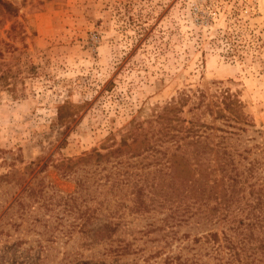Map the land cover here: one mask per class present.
<instances>
[{
    "label": "rangeland",
    "instance_id": "1",
    "mask_svg": "<svg viewBox=\"0 0 264 264\" xmlns=\"http://www.w3.org/2000/svg\"><path fill=\"white\" fill-rule=\"evenodd\" d=\"M228 96L232 121L217 117ZM188 134L227 138L247 197L264 181V0H0V264H247L251 250L240 263L225 247L230 213L151 204L167 172L154 150L193 176L173 145ZM116 175L129 185L112 189ZM86 210L102 212L87 223Z\"/></svg>",
    "mask_w": 264,
    "mask_h": 264
},
{
    "label": "trees",
    "instance_id": "2",
    "mask_svg": "<svg viewBox=\"0 0 264 264\" xmlns=\"http://www.w3.org/2000/svg\"><path fill=\"white\" fill-rule=\"evenodd\" d=\"M3 6L6 10L9 9L7 4H3ZM200 96L204 98L203 94ZM182 101H186V99H183ZM221 105L223 108L219 109L217 117L224 119L227 118L228 121H232L224 113L234 111L239 105L238 102H234L231 100L230 96H228L222 100ZM176 111L177 109L168 107L164 109L162 114L157 116L161 128L156 132V135L154 134L155 144L162 146L161 144L164 143L165 138L169 137L170 133L168 134V132H170V130L167 128V121L171 119V114H174ZM169 122H171V120ZM232 129L241 130V128L235 126H233ZM189 132L192 131H188V133ZM231 134L234 135L235 133ZM190 137L193 138L191 142L182 144L180 140L173 145L176 147V152L182 154V159L186 161L187 165L189 167H194L193 176L191 178L179 174L173 162V157L175 155L168 156V149L164 152L159 150L153 151L154 154H152V158L154 157L155 164H160V172L163 170V166L167 169V172L160 178L163 183L155 185V187L160 186L162 191H164L160 197H157L159 195H155L154 190H148L149 194L155 195L154 198L150 199L152 201L151 204L163 208L166 205H176V210H179L182 215L187 213L190 215L201 216L206 213L205 217L207 215H221L223 219L227 220L226 217L230 213L233 218L228 220V224L226 223L227 229L224 230L222 234L225 247H227L231 253V258L241 263L244 261L240 258L241 252L251 250L252 252L249 256H246L247 264H258L262 261L259 259V256L264 259V181L258 188H256V184L249 186L251 191L247 197L244 186H242V184L240 186L242 180H240L239 177H241L242 174L239 173L238 168L234 164L232 152L229 151L227 144V138H221V141L218 142L215 147H211L210 142H208V137L201 135L190 136L188 134L185 139ZM170 138L175 137L171 136ZM120 151V149H117L107 155H102L100 153L90 154L74 163L88 162L93 157H96L98 162L103 159L108 160L111 156L120 154ZM211 157H213L212 160L210 159ZM117 165H119V163ZM253 170V166L247 168L244 170V174L251 177L254 172ZM107 179H110V177H107ZM118 179L119 178H117L116 175L111 186L112 189L122 183L126 186L129 185V183H124L125 180L117 181ZM246 180L247 178H245L244 182ZM78 186L79 188L81 187L79 183ZM146 189L147 188L142 186H138V188L137 186H134L133 188V190L136 191L135 196L140 207H145L146 205L145 197H148V195L144 193ZM235 205L239 206V208H237V213L241 214L239 217L238 215L233 216L234 212L231 213V210ZM101 206H103V203H101ZM101 212L102 211L95 210L92 214L90 211L86 210L82 216L86 215V222L88 223L96 215L101 214ZM244 214L245 216L242 217ZM110 215L114 214L111 213ZM110 224H113V222L103 226L104 231L99 232L97 234L98 237H110V235L116 231V228L118 229L119 227V223H116L114 227ZM242 229L243 233L241 232ZM208 241L220 243L221 239L219 234L214 232L210 233ZM251 241L257 242L258 246L255 243L252 244ZM248 244H251L249 248H247ZM112 251L114 252L113 254L117 256H125L129 254L128 246L125 248L114 249ZM259 252L260 255L258 256ZM164 264L187 263L181 261L179 258H168Z\"/></svg>",
    "mask_w": 264,
    "mask_h": 264
}]
</instances>
